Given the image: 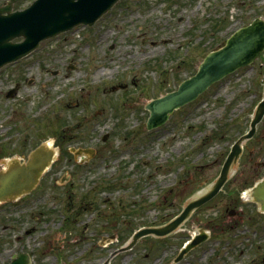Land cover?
Instances as JSON below:
<instances>
[{"label":"rangeland","instance_id":"374dc122","mask_svg":"<svg viewBox=\"0 0 264 264\" xmlns=\"http://www.w3.org/2000/svg\"><path fill=\"white\" fill-rule=\"evenodd\" d=\"M257 15L264 18V0H121L91 27L76 26L65 36L40 44L32 56L2 67L3 158L24 160L35 143L54 139L53 133L59 135V130L65 131L61 141L65 151L92 143L96 152L87 163L74 162L69 151L71 155L64 153L62 158L56 155L53 165L60 163L43 173L75 174L81 184L75 180L71 190L77 192L75 196L88 191L84 195L88 202L76 197L73 209L62 208V198L47 199L46 194L36 192L38 188L14 204H0V251L4 249L0 264H7L17 251L30 255L29 264H60L64 248L59 244L75 237L69 224L89 221L90 211L96 214L95 221L116 222L129 234L162 212L172 216L182 194L205 187L219 172L228 144L245 128L248 118L246 114L235 122L224 119L227 102L237 95H254L256 99L262 94L264 51L251 64L174 111L156 129H146L148 111L144 105L174 89L195 71L207 51ZM215 19H223V23L213 30ZM16 81L20 83L18 95L6 98L4 91ZM231 107L234 110L229 117L240 105ZM187 163L193 168L182 173L181 188L166 191L165 186L173 183L175 174ZM120 175L125 176L120 181L123 185L105 187ZM223 191L213 199L215 216L224 204ZM77 204L81 209L75 211ZM49 210L54 222L60 211L70 216V222L61 230L57 223H47ZM80 211L81 216L73 220ZM195 215L200 222L205 213L198 208ZM231 217L221 221L232 222ZM255 238L257 241L253 237L245 241L246 262L251 250L257 249L256 243L260 258L264 256V231L261 237L257 232ZM257 262L264 264V257Z\"/></svg>","mask_w":264,"mask_h":264},{"label":"water","instance_id":"95a60500","mask_svg":"<svg viewBox=\"0 0 264 264\" xmlns=\"http://www.w3.org/2000/svg\"><path fill=\"white\" fill-rule=\"evenodd\" d=\"M12 1L0 6V66L18 59L37 46L39 40L66 30L77 23L92 24L102 13L109 9L116 0H34L23 10L11 11ZM23 37L20 42H13L15 37ZM264 48V20L255 18L250 24L235 30L223 46L208 52L199 63L197 71L184 79L176 90L154 98L145 104L149 109L147 128L154 127L167 118L174 108L195 98L213 81L233 71L236 67L251 62ZM13 90L10 91V93ZM264 113L263 99L257 104L250 130L240 137L232 147L224 162L219 177L202 195L193 198L182 214L159 228H141L133 235V241L141 235L153 232L162 235L170 231L182 218L194 208L214 195L227 176L231 161H235L240 152V142L250 137L256 122ZM76 153L92 156L90 148L78 149ZM51 148L40 144L32 150L24 163L16 159L8 162V167L0 171V201L11 200L28 192L42 170L51 160ZM264 185V184H262ZM132 242L126 246L130 247ZM27 256L20 254L10 264H26Z\"/></svg>","mask_w":264,"mask_h":264},{"label":"flooded vegetation","instance_id":"af4514ba","mask_svg":"<svg viewBox=\"0 0 264 264\" xmlns=\"http://www.w3.org/2000/svg\"><path fill=\"white\" fill-rule=\"evenodd\" d=\"M244 98H249V100L241 104L240 112L250 116L255 103L253 104L252 96H244ZM240 112L239 117L242 118ZM244 122V130H247L249 120L246 119ZM75 177V175L70 174L46 176L39 183V186H42L40 190L45 191L51 180L52 186L64 189L63 191L55 190L53 192L63 197V199L66 198V205H72L74 192L70 188L74 186L72 179ZM263 177L264 117L257 124L253 137L243 144V150L239 157L234 178L231 181L229 180L227 189L224 191L227 206L239 210V219L244 221L242 220L244 216L248 215L250 219L253 216V222L214 223L212 203H205L200 207L205 213L203 220L197 221V215L193 216L195 210L174 232L166 238L157 240L162 246L165 244L160 249L161 254L159 256L150 260L151 255L157 252V249L153 247L155 239L150 237L139 241L132 248L121 252L118 260L114 258L110 264H246V230H251L253 233L256 231L257 223L255 219L257 215L262 213L260 203L251 194V188L255 182L261 180ZM235 180L237 182H233ZM180 188L181 185H177V192ZM83 202L85 203L84 200ZM204 205L206 206L204 207ZM181 208L182 203L180 202L178 212ZM78 209L81 208L78 207ZM80 213L81 211L76 213V216H81ZM235 213L237 214L236 211ZM54 219L51 218L48 221L54 222ZM58 223L62 224L60 221ZM76 225H81V228L79 232L75 233V237H67L63 243L59 244L61 248H64L63 253L59 256L60 264H99L105 253L111 250V247L123 245L128 236L122 227H118L116 222L102 223L91 221ZM86 230L88 231L87 234L85 233ZM193 238L200 240L199 243L190 248L182 259L177 262L169 260L168 256L170 254L176 255L182 246ZM3 251L4 249L0 253H3Z\"/></svg>","mask_w":264,"mask_h":264},{"label":"trees","instance_id":"16d2710c","mask_svg":"<svg viewBox=\"0 0 264 264\" xmlns=\"http://www.w3.org/2000/svg\"><path fill=\"white\" fill-rule=\"evenodd\" d=\"M4 150L0 149V156H3Z\"/></svg>","mask_w":264,"mask_h":264}]
</instances>
